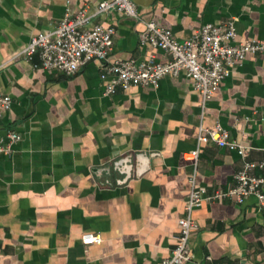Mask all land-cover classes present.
Wrapping results in <instances>:
<instances>
[{
	"label": "crops",
	"instance_id": "obj_1",
	"mask_svg": "<svg viewBox=\"0 0 264 264\" xmlns=\"http://www.w3.org/2000/svg\"><path fill=\"white\" fill-rule=\"evenodd\" d=\"M101 1L0 0V93L13 98L0 136L21 135L10 154L0 152V264H161L176 243L192 171L185 155L199 127L220 123L248 160L264 159V51L247 55L206 99L185 73L106 94L99 60L72 75L36 66L38 55L11 60L67 9ZM138 5L141 19L112 11L93 20L116 29L112 59H170L140 43L152 18L178 41L232 19L237 42H264V0ZM242 167L237 151L203 143L197 184L208 194L228 189ZM194 216L187 264H264V206L255 195L204 201ZM86 233L103 240L85 245Z\"/></svg>",
	"mask_w": 264,
	"mask_h": 264
},
{
	"label": "built area",
	"instance_id": "obj_2",
	"mask_svg": "<svg viewBox=\"0 0 264 264\" xmlns=\"http://www.w3.org/2000/svg\"><path fill=\"white\" fill-rule=\"evenodd\" d=\"M112 11L141 19L139 5L134 0H105L93 6L87 5L77 12L67 9L53 29L31 36L28 44L11 60L32 61L38 55L40 63L36 66L66 75L76 73L92 60H99L102 62L100 76L105 82L106 94H114L119 87L158 86L166 76L178 77L185 73L192 80L195 90L206 99L215 93L231 75L232 69L247 55L264 51V42L259 39L237 42L238 33L232 19L219 24H203L189 39L178 41L169 27L152 18L145 22L140 43L162 49L170 59L157 61L153 55L146 60L112 59L116 29L103 23H93L96 17ZM12 106V96L0 93V124ZM5 137L0 136V152L10 154L12 145L21 140V135L8 130ZM209 141L218 147L237 151L243 159V167L234 176L236 184L228 189H217L213 194H208L207 189L197 184L200 148ZM197 144L185 155V159L192 164L188 177L190 189L183 214L178 220L175 246L161 264H187L192 259L190 242L198 227L194 211L204 201L232 198L241 203L246 197L255 195L260 205L264 206V159L248 160L247 147L232 139L228 129L220 123L213 127L201 125ZM255 170L262 173L257 175ZM82 240L85 245H91L100 244L103 238L99 233H86Z\"/></svg>",
	"mask_w": 264,
	"mask_h": 264
},
{
	"label": "water",
	"instance_id": "obj_3",
	"mask_svg": "<svg viewBox=\"0 0 264 264\" xmlns=\"http://www.w3.org/2000/svg\"><path fill=\"white\" fill-rule=\"evenodd\" d=\"M137 4H143V3H147L151 0H147V1H143V0H134Z\"/></svg>",
	"mask_w": 264,
	"mask_h": 264
}]
</instances>
